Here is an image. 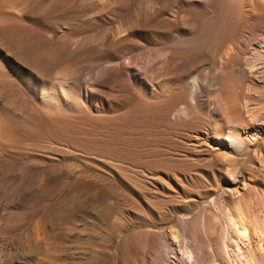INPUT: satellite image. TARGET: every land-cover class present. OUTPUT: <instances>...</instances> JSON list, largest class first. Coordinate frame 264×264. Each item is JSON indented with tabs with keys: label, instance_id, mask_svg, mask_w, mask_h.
Returning a JSON list of instances; mask_svg holds the SVG:
<instances>
[{
	"label": "rangeland",
	"instance_id": "obj_1",
	"mask_svg": "<svg viewBox=\"0 0 264 264\" xmlns=\"http://www.w3.org/2000/svg\"><path fill=\"white\" fill-rule=\"evenodd\" d=\"M17 1L6 17L16 20L21 13L15 23L32 27L33 45L55 46L58 59L48 69L55 74L66 65L80 103L42 106L27 92L22 107L13 102L19 105L13 115L25 112L31 118L18 128L23 124L12 116L15 128L2 139L6 145L0 141L6 149L0 158V264H189L191 249L200 264H222L217 254L223 241L237 237L225 231L228 215L244 212L248 231L264 230V135L224 149L211 133L231 102L239 111L231 123L242 115L232 124L235 129L254 132L252 123L260 125L264 118L263 83L237 65L243 47L257 37L252 23L264 19V0H243L224 16L214 0ZM19 6L29 7L19 12ZM183 16L189 28L179 21ZM74 48L78 51L69 54ZM118 59L128 70L114 69ZM15 63H9L15 83L19 75L27 81ZM192 81L196 101L185 103L176 91H187ZM194 128L209 132L204 141L188 138ZM257 241L250 237L246 246L264 264Z\"/></svg>",
	"mask_w": 264,
	"mask_h": 264
},
{
	"label": "bare ground",
	"instance_id": "obj_2",
	"mask_svg": "<svg viewBox=\"0 0 264 264\" xmlns=\"http://www.w3.org/2000/svg\"><path fill=\"white\" fill-rule=\"evenodd\" d=\"M17 1V0H16ZM37 1V0H36ZM56 1V0H55ZM176 1V0H175ZM174 1V2H175ZM192 2H194V0H191ZM205 1L206 0H204V4H205ZM215 1V5L217 6V9L219 8V10L218 11H216V12H219L220 13V11H222L221 12V16H224V13L223 12H227V11H231V10H237L238 8H241V6L240 5H242L241 4V2L243 1V0H214ZM255 1V3H256V0H254ZM253 1V2H254ZM18 2V1H17ZM53 2H54V0H53ZM64 2V1H63ZM170 2H171V0H170ZM169 2V3H170ZM248 2H251V1H248ZM14 3H15V0H0V137H3V138H0V141L2 140V139H6V138H8V136L10 135V133H12L11 132V129L13 128H15V126H14V122L15 121H13V117L12 116H16V117H18V120H21V123L23 124V126L22 125H20V126H18V128H21V127H24V125H25V121H28L29 120V117L31 118V116H28L29 115V113H27V116H26V114H22V113H25V112H22V113H15L16 115H13V113H14V110H13V106L14 107H16V106H19V105H15L16 103H14L13 104V102H17V101H19V102H21L22 104H21V107H22V105L24 104V102H25V100L27 99V97H26V92L27 93H29V95L37 102V103H39L40 105H42V106H56V108H57V106H63V105H67L68 103H70V102H72V105H73V103L74 104H79L80 103V97H79V95L77 94V92H74L73 91V89H72V85H71V83L69 82V78L67 79V77H66V72H65V68H66V65L65 66H61V67H58V69H56V71H54V73L55 74H53L51 71H50V69H48L49 68V66L50 65H52L54 62H55V60H57L58 58H57V52H56V48H55V46H35V45H33L34 43H33V38H32V35L30 34L31 32H30V30L32 31L33 29H32V27L30 28V26H26V25H21V24H17V23H15V21L17 20L18 21V19L19 18H21V13H18V14H20V15H18L17 13V15L19 16H17L16 18V20H14V16L11 18V19H13V20H11L9 17H6L7 16V14L9 13V9L10 8H12V7H15L14 6ZM20 3H22V1L20 2ZM62 3V2H61ZM187 3H188V1H187ZM29 4V3H28ZM27 4V5H28ZM60 4V3H59ZM69 5L71 4V3H68ZM167 4H168V1H167ZM249 4V3H248ZM252 4V3H251ZM25 5V4H24ZM56 5V4H55ZM58 5V4H57ZM164 4H162V6H163ZM188 5V4H187ZM195 5V4H194ZM213 5V4H212ZM214 5V6H215ZM68 6V5H67ZM161 6V7H162ZM202 6V5H201ZM23 7V6H22ZM28 7L29 6H27V9H28ZM158 7H160V6H158ZM157 7V8H158ZM9 8V9H8ZM20 8H21V6H19V12H20ZM166 8V7H165ZM194 8V7H193ZM193 8H191L192 10H193ZM206 8V7H205ZM204 8V9H205ZM249 8V7H248ZM22 9V11H24V9L23 8H21ZM27 9H25V11H27ZM251 9V8H250ZM13 10V9H12ZM164 10V9H163ZM201 10V9H200ZM203 10V9H202ZM207 9H205V11H206ZM215 10H216V7H215ZM248 9H246V11H247ZM16 12L18 11V10H15ZM21 11V12H22ZM158 11H160V9H158ZM157 11V12H158ZM199 11V10H198ZM205 11H200V13L199 12H197L198 14H203V12H205ZM214 11V10H213ZM243 11H245V9L243 10ZM245 11V12H246ZM190 12V11H189ZM191 12H194V11H191ZM215 12V11H214ZM236 12V11H235ZM257 12V11H256ZM14 12H12V14H13ZM25 13H27V12H25ZM217 14L218 15V18L217 19H219V17H220V14ZM240 13V12H239ZM15 14V13H14ZM13 14V15H14ZM159 14V13H158ZM173 14V13H172ZM196 14V13H195ZM206 14V13H205ZM205 14H203V15H205ZM223 14V15H222ZM241 14V13H240ZM243 14V13H242ZM5 15V16H4ZM23 15V14H22ZM28 15V14H27ZM26 15V16H27ZM200 15V16H201ZM234 15H235V13H234ZM239 15V14H238ZM250 15V14H249ZM11 16V15H10ZM191 16V15H190ZM199 16V17H200ZM213 17H214V15H212ZM244 16V15H243ZM169 17V16H168ZM167 17V18H168ZM174 17V16H173ZM185 16H183V17H180V18H178L179 19V21L183 24V22H184V20H186V17L184 18ZM226 17V16H225ZM242 17V15L240 16V18ZM260 17V16H259ZM259 17H255L254 19H253V23H252V30H253V32H255L256 33V39L254 38L253 40H251V41H249L248 42V44H246L244 47H243V49L241 50V53H240V56L237 58V65H240L239 67H241L242 68V70L244 71V70H246V73H247V75L249 76V78L250 79H252L253 81H255V82H260V83H263V85H264V19H262V18H259ZM26 18V17H25ZM31 18V17H30ZM34 18V17H33ZM166 18V19H167ZM187 18H190L188 15H187ZM201 18H204L203 16L201 17ZM215 18V17H214ZM228 18V17H227ZM244 18V17H243ZM9 19L11 20V21H13V22H11V21H9ZM32 19V18H31ZM35 19V18H34ZM177 18H173L172 19V21L173 20H176ZM197 19H198V15H197ZM200 19V18H199ZM216 19V18H215ZM216 19V20H217ZM245 19V18H244ZM20 20V19H19ZM25 20V19H24ZM24 20H23V22H24ZM28 20V19H27ZM30 20V19H29ZM54 21V24H55V22H57V21H55V18L53 19ZM221 20H223V19H221ZM238 20V19H237ZM16 21V22H17ZM32 21V20H31ZM37 21V20H36ZM168 21V20H167ZM21 22H22V20H21ZM29 22V21H28ZM27 22V23H28ZM51 22V21H50ZM50 22H48V24L50 23ZM171 22V21H170ZM218 22H219V20H218ZM221 22V21H220ZM24 23H26V22H24ZM35 23V22H34ZM59 23L60 24H62L60 21H59ZM186 23H188L187 21H186ZM217 23V22H216ZM224 23V22H223ZM227 23V22H226ZM29 24V23H28ZM38 24V23H37ZM47 24V25H48ZM52 24V23H51ZM57 24H58V22H57ZM60 24L59 25H57V26H60ZM193 24H195V23H193ZM218 24V23H217ZM183 25H185V24H183ZM187 25V24H186ZM185 25V26H186ZM221 25V24H220ZM53 26V25H52ZM56 26V25H55ZM192 26V25H191ZM190 26V27H191ZM187 27V26H186ZM53 28V27H52ZM68 28V27H67ZM187 28H189V27H187ZM222 28V27H221ZM35 29V28H34ZM54 29H55V27H54ZM58 29V28H57ZM56 29V30H57ZM189 30H191V28L189 29ZM55 31V30H54ZM59 31V30H58ZM57 31V32H58ZM32 33H33V31H32ZM66 34V33H65ZM254 36V35H253ZM252 36V37H253ZM41 45V44H40ZM59 47V46H58ZM69 47V46H68ZM76 47H78V46H76ZM75 47V48H76ZM85 46H83L82 48H84ZM70 48H72V47H70ZM75 48H74V50H75ZM81 48V47H80ZM58 49V48H57ZM81 50V49H80ZM76 51H78V49L77 50H75V51H71V52H69V50H68V52H69V54H71L72 52H76ZM59 55V54H58ZM237 55V54H236ZM67 56H69L68 54H67ZM66 56V57H67ZM120 56H122V55H120ZM230 56V55H229ZM57 58V59H56ZM59 58H60V56H59ZM116 58H120L119 56H117ZM228 58V57H227ZM19 59V60H18ZM122 59H123V57H122ZM117 60V62L115 63V65H114V69H116V71L117 70H121L122 72L124 71V70H128V64L127 63H125V62H123V60ZM235 60H236V57L234 58ZM233 59V60H234ZM180 60H181V58L179 59V62H180ZM183 60V59H182ZM12 61H15L16 63V68H17V70L20 72V73H22L23 75H25L26 76V78H27V81H25L24 79H22L21 77H19V76H21V75H19L18 77H16L17 78V80H18V83H15V81H14V78H13V76H11V72L9 71V63L10 62H12ZM21 61H22V63H21ZM61 61V60H60ZM59 61V62H60ZM65 61V60H64ZM62 62V61H61ZM184 62V61H183ZM69 63V62H68ZM128 63H132L131 61L130 62H128ZM27 65L26 67L24 66V65ZM64 64H65V62H64ZM74 64V63H73ZM177 64V63H176ZM11 65H13V64H11ZM132 66H133V68H134V65L133 64H131ZM228 65V64H227ZM57 66H60V65H57ZM56 66V67H57ZM67 66H69L68 64H67ZM74 66V65H73ZM13 67V66H12ZM71 67V66H70ZM11 68V67H10ZM69 68V67H68ZM54 69V68H53ZM53 69H51V70H53ZM65 69V70H64ZM185 69V68H184ZM236 69H239V68H236ZM48 70L52 73V74H50V73H48ZM106 70H107V68H106V66H104V67H102L100 70H99V77L100 76H102L103 77V74L106 72ZM129 70H130V68H129ZM65 72V73H64ZM179 72H180V70H179ZM183 74H184V72H185V70H183V71H181ZM120 73V72H119ZM125 73V72H124ZM130 73V72H129ZM182 73H179V74H182ZM188 73V72H187ZM242 73H244V72H242ZM182 74V75H183ZM181 75V76H182ZM185 75V74H184ZM183 75V76H184ZM121 76H122V74H121ZM180 76V75H179ZM183 76L181 77V78H183ZM69 77V76H68ZM101 77V78H102ZM123 77V76H122ZM25 78V79H26ZM123 78H125V76L123 77ZM126 78H128L127 76H126ZM180 78V77H179ZM187 78V77H186ZM185 79V78H184ZM249 79V80H250ZM124 81L126 80V79H123ZM128 80V79H127ZM126 80V81H127ZM194 80V79H193ZM252 80H250V81H252ZM252 81V82H253ZM197 82H198V80H197ZM197 82L196 81H192L191 82V84H190V87H189V89L187 90V91H185V92H181L182 94H180V95H178V93H180V92H177L176 91V93H177V97L179 96H181L182 98H184L183 100H185V103L186 102H192L193 100H195L194 99V97H195V95H196V89H197ZM254 82V83H255ZM88 84H90V85H92L91 83H89V80H88ZM185 84V83H184ZM183 84V85H184ZM17 86V87H16ZM186 86H187V83H186ZM16 88V90L15 91H17V92H15L14 90H13V88ZM75 87V86H74ZM182 87V86H181ZM180 87V88H181ZM182 88H184V87H182ZM75 89H76V87H75ZM187 89V88H186ZM91 90V89H90ZM180 90V89H179ZM178 90V91H179ZM91 91H93V90H91ZM91 91L89 92V93H91ZM181 91V90H180ZM199 92V91H198ZM161 94V93H160ZM163 94H165V93H163ZM166 95V94H165ZM84 96V95H83ZM173 96H175L174 94H173ZM173 96L171 97V98H173ZM166 97V96H165ZM168 97V96H167ZM167 97H166V99H167ZM176 97V98H177ZM178 97V98H179ZM162 98V97H161ZM169 98V97H168ZM176 98L174 97L173 99L176 101ZM177 98V99H178ZM196 98H198V96L196 97ZM163 99V98H162ZM166 99H165V101H166ZM168 100V99H167ZM233 100V99H232ZM231 100V101H232ZM237 100V99H236ZM235 100V101H236ZM28 101V100H27ZM174 101V102H175ZM196 101V100H195ZM198 101V100H197ZM18 102V103H19ZM31 102V101H30ZM82 102V101H81ZM137 102V101H136ZM160 102V101H159ZM162 102V104H163V102L164 101H161ZM168 102H171V101H168ZM167 102V104H169ZM174 102H171V104L172 103H174ZM178 102V101H177ZM17 103V104H18ZM32 103V102H31ZM34 103V102H33ZM37 103H35V105H37ZM135 103V102H134ZM38 104V105H39ZM138 102H137V106H138ZM159 105L161 104V103H158ZM167 104H165V105H167ZM187 104H189L190 105V103H187ZM26 105V104H25ZM33 105V104H32ZM37 105V106H38ZM69 105V104H68ZM75 105V106H76ZM173 105V104H172ZM171 105V106H172ZM242 105V104H241ZM61 106V107H62ZM78 106V105H77ZM161 106H163L164 108H167V107H165L164 105H161ZM168 106V105H167ZM195 106H196V104H195ZM222 106H224V105H222ZM221 105H218V109H220V107H222ZM24 107V106H23ZM68 107V106H67ZM134 107H135V105H134ZM162 107V109L161 110H164V108ZM170 107V106H169ZM190 107H192L191 105H190ZM238 106L236 105L235 106V104H234V102H231V103H229V104H227L226 106H225V110H223L221 113V115H220V119H219V121H218V124L217 125H215L214 126V128H213V130H212V136H213V138H216V140H219L218 141V145H220L222 148H224V149H229V148H232V149H237V148H240V147H243L245 144H247L248 142V144H250V141L252 140V139H255V138H257V137H259V136H262V135H264V118H263V120L261 121V124L260 125H254L253 123H252V125H253V127H252V125L250 126V127H252V128H254L255 129V131L253 132V131H251L250 129H245V128H242V129H235V127H234V125H232L237 119V117L239 116L240 118L242 117V115H241V113H240V115H237V117L233 120L234 122H232L231 123V121H232V118H233V116L235 115V114H237L239 111H237L238 110V108H237ZM18 108V107H17ZM16 108V109H17ZM33 108H34V106H33ZM40 107H37L36 109H39ZM137 108H139V107H137ZM137 108L135 107V109L133 108V106H132V108H130V110L131 109H134V115L133 116H137V115H135V112H137L138 110H137ZM173 108V107H172ZM193 108V107H192ZM241 108V107H240ZM157 109V108H156ZM158 109H160V108H158ZM174 109V108H173ZM222 109H223V107H222ZM243 109V108H242ZM248 109V108H247ZM17 110H20V108L19 109H17ZM40 110V109H39ZM38 110V111H39ZM43 110H44V108H43ZM43 110L41 111V113H43ZM137 110V111H136ZM161 110H157V111H160L161 112ZM246 110V109H245ZM37 111V110H36ZM47 111V110H46ZM133 111V110H132ZM168 111V110H167ZM171 111H173V110H171ZM219 111V110H218ZM21 112V111H20ZM40 112V111H39ZM77 112H79V111H77ZM165 112V111H164ZM170 112V111H169ZM177 112V111H176ZM176 112H174V113H176ZM181 112V111H180ZM242 112V111H241ZM33 113V112H32ZM44 113H45V110H44ZM47 113H48V111H47ZM128 113V112H127ZM166 113H168V112H165V114ZM53 114V113H52ZM58 114V113H57ZM56 114V115H57ZM79 114H80V112H79ZM159 114V113H158ZM163 115H164V113H162ZM170 114V113H169ZM178 114V113H177ZM48 115V121H46L47 123L48 122H50L51 120H49V114H47ZM47 115H45L44 117H46ZM163 115H162V117H163ZM166 115H168V114H166ZM176 115V114H175ZM179 115H182L183 116V114L181 113V114H179ZM34 116H36V114L34 115ZM57 116H59V114L57 115ZM56 116V118H59V117H57ZM132 115H131V117L132 118H134ZM159 116V115H158ZM161 116V115H160ZM165 116V115H164ZM173 116V115H172ZM181 116V117H182ZM33 117V116H32ZM42 117V116H41ZM76 117V116H75ZM167 117H169V115L167 116ZM166 117V118H167ZM175 117V116H174ZM173 117V118H174ZM184 117V116H183ZM194 117V116H193ZM35 118V117H34ZM33 118V119H34ZM43 118V117H42ZM52 118H53V116H52ZM164 118V117H163ZM171 118V117H170ZM16 119V118H15ZM14 119V120H15ZM36 119V118H35ZM47 119V118H46ZM59 119H61V116H60V118ZM79 119H81V115H80V118ZM136 119V118H135ZM134 119V121H135V123H136V120ZM137 119H138V117H137ZM160 118H158V120H159ZM162 119V118H161ZM165 119V118H164ZM182 119V118H181ZM239 119V118H238ZM17 120V119H16ZM131 120H133V119H131ZM163 120V119H162ZM167 120V119H166ZM171 120L173 121V119H170V122L168 121V123H171ZM190 120V119H189ZM249 120V119H248ZM45 121V120H44ZM54 121V120H53ZM53 121H52V123H53ZM164 121V120H163ZM180 121V120H179ZM252 121V120H251ZM18 122H20V121H18ZM17 122V123H18ZM24 122V123H23ZM43 122V121H42ZM45 122V123H46ZM158 122V121H157ZM166 122V121H165ZM164 122V124H166V125H164V126H166L167 127V123H165ZM184 123L186 122L185 120L183 121ZM255 122V121H254ZM20 123V124H21ZM31 124H32V122H30ZM52 123H50V124H52ZM56 123V122H55ZM54 123V124H55ZM133 123V122H132ZM131 123V124H132ZM173 123H175V122H173ZM180 123V122H179ZM190 123V122H189ZM237 123V122H236ZM27 124V123H26ZM123 124V123H122ZM134 124V123H133ZM161 124V123H160ZM177 124V123H176ZM13 125V126H12ZM17 125H19V124H17ZM33 125V124H32ZM47 125V124H46ZM135 125V124H134ZM162 125V124H161ZM162 125V126H163ZM183 125V124H182ZM48 126H49V124H48ZM52 126H54L55 127V125H52ZM51 126V127H52ZM170 126V125H169ZM172 126H174V125H172ZM25 127H26V125H25ZM68 127V126H67ZM136 129H137V124H136ZM209 127H211V126H209ZM50 127H48V129H49ZM60 127H58V129H59ZM66 128V127H65ZM119 128H121V127H119ZM23 129V128H22ZM61 129V128H60ZM67 129H70V128H67ZM129 129V128H128ZM131 129H133V128H131ZM135 129V130H136ZM211 129V128H210ZM49 130H52L51 128L49 129ZM66 130V129H65ZM194 130H195V128H194ZM56 131V130H55ZM67 131V130H66ZM69 131L71 132V129L70 130H68V133H69ZM117 131H120L119 129H117ZM16 132V131H15ZM52 132H53V130H52ZM56 132H59V131H56ZM89 132V131H88ZM138 132V131H137ZM60 133V132H59ZM72 133V132H71ZM75 133V132H74ZM132 133V132H131ZM134 133V132H133ZM193 133L194 134H192V135H190L188 138H191L192 140H194V141H196V142H199V141H204V139L206 138V134H208L209 132H207L206 131V129H205V133H200V131H193ZM15 134V133H14ZM135 135H136V133H134ZM138 134V133H137ZM106 135V134H105ZM74 137L76 138L77 136L76 135H74ZM88 138H89V136H87ZM12 138H13V136H12ZM4 139V140H5ZM264 139V138H263ZM6 141H7V139H6ZM5 141V142H6ZM262 141H264V140H262ZM5 142L2 140L1 141V143H4L5 144ZM1 143H0V145H1ZM7 143V142H6ZM3 144V145H4ZM10 144V143H9ZM8 144V145H9ZM106 144V143H105ZM6 145V144H5ZM11 145V144H10ZM2 146V145H1ZM4 147V146H3ZM2 147V148H3ZM6 147V146H5ZM9 147V146H8ZM1 147H0V158H2L3 156H5V154H6V149H2ZM7 148V147H6ZM9 150H10V148H8ZM12 151V150H11ZM261 153V152H260ZM7 155H8V152H7ZM16 155V154H15ZM18 155V154H17ZM30 156V155H29ZM129 156V155H128ZM131 156V155H130ZM5 158H9V157H5ZM11 158V157H10ZM118 158L119 157H117V158H115V160L117 159L118 160ZM133 159V158H132ZM12 160V159H11ZM119 160H120V158H119ZM118 160V161H119ZM122 160V159H121ZM120 160V161H121ZM136 160H138L137 158H136ZM1 161V160H0ZM102 161H104V160H102ZM119 161V162H120ZM123 161V160H122ZM122 161L120 162V163H122ZM176 161V160H175ZM7 162V160H5V163ZM111 162H114V164L115 165H117L116 163H118V162H116L115 163V161H111ZM132 162V161H131ZM131 162H129V163H131ZM135 162V161H134ZM134 162H132L133 164H134ZM182 162H186V161H182ZM181 162V163H182ZM104 163H108V162H105L104 161ZM109 163H110V161H109ZM136 164H138L137 162H135ZM110 164H113V163H110ZM110 164H108V165H110ZM113 164V165H114ZM119 164V163H118ZM135 164V166H140V164L139 165H136ZM162 163H160V165H161ZM163 164H164V162H163ZM162 164V165H163ZM173 164V163H172ZM171 163L169 164L170 166L172 165ZM178 164V163H177ZM180 164V163H179ZM204 164H207V163H204ZM204 164H203V166H204ZM210 164V163H209ZM213 164V163H212ZM114 165V166H115ZM120 165V164H119ZM164 165H166L167 166V164L165 163ZM176 164L174 163V166H175ZM181 165H186V163H182ZM188 165H189V163H188ZM188 165H186V166H188ZM198 165H200V164H198ZM208 165V164H207ZM207 165H205L206 167H207ZM5 166V165H4ZM105 166V165H104ZM130 166H131V164H130ZM129 166V167H130ZM166 166H164V167H166ZM197 166V165H196ZM202 166V165H201ZM214 166V165H213ZM1 167V166H0ZM2 167H3V165H2ZM110 167V166H109ZM113 167V166H112ZM117 167H119V166H117ZM117 167H113V169H116ZM127 168H128V166H126ZM169 167V166H168ZM180 167V166H179ZM198 167V166H197ZM196 167V168H197ZM209 167V166H208ZM6 168H7V165H6ZM8 168H10V167H8ZM105 168V167H104ZM126 168V169H127ZM131 168H133V167H131ZM170 168V167H169ZM171 168H173L172 166H171ZM187 168V167H186ZM202 168V167H201ZM210 168H212L213 169V167L211 166V164H210ZM10 169H12V168H10ZM9 169V170H10ZM118 169V168H117ZM124 169V168H123ZM129 169L130 168H128V171H129ZM167 169V168H166ZM183 169V168H182ZM188 169H189V167H188ZM204 169H205V167H204ZM67 170V169H66ZM99 170V169H98ZM105 170H107V169H105ZM119 170V169H118ZM118 170H117V173H118ZM131 170H133L134 171V169H131ZM162 170V169H161ZM161 170H159V171H161ZM176 170V169H175ZM1 171V170H0ZM22 171V170H21ZM47 171V170H46ZM51 171H54V172H52V174L53 173H56V170H50V171H47V172H49V173H51ZM102 171V170H101ZM109 171V170H108ZM156 171V170H155ZM162 171H164V170H162ZM180 171V170H179ZM6 172H7V169H6ZM10 172H11V170H10ZM46 172V173H47ZM58 172V171H57ZM165 172H167V171H165ZM3 173H4V170H2V175H3ZM21 173V172H20ZM63 173V172H62ZM111 173V172H110ZM126 173H127V170H126ZM126 173H124L123 175H125ZM168 173H170V172H168ZM167 173V174H168ZM187 173H188V171H187ZM57 174V173H56ZM108 174V173H107ZM113 174V173H112ZM157 174V173H156ZM171 174V173H170ZM184 174V173H183ZM1 175V174H0ZM185 175V174H184ZM235 175V174H234ZM160 176V175H159ZM239 176V175H238ZM24 177V176H23ZM168 177V176H167ZM173 177V176H172ZM162 178V177H161ZM174 178V180H175V176L173 177ZM233 178H234V176H233ZM235 180V179H234ZM162 181H163V179H162ZM165 181V180H164ZM176 181H179V180H177L176 179ZM167 183V182H166ZM245 184V183H244ZM247 185V184H246ZM248 186V185H247ZM243 192H246V191H243ZM240 195V194H239ZM240 198V197H239ZM241 198H243V197H241ZM79 205V204H78ZM247 205V204H246ZM245 205V206H246ZM249 206V205H248ZM83 207V206H82ZM236 208V207H235ZM248 208V207H247ZM237 210V209H236ZM242 210V209H241ZM244 211V210H243ZM242 213H244V212H241V213H237L236 212V214H234V215H228L227 216V218H226V225H225V231H227V232H229V231H232V234H236V236L238 237V235L240 236L238 239H237V237H234V238H231V239H228V240H224L223 241V244L221 245L222 246V249H221V251L219 252V254H217V256H218V258L221 260V262H222V264H258V262H257V257H256V251L253 249V248H248L246 245L248 244V239H250V237H257L258 238V241H257V250H259L260 252H262V250H263V248H264V246H263V244H264V230H258V231H254V230H251V231H248L247 229H246V219H245V217H246V215H245V217L243 216V214ZM248 218V217H247ZM44 220V219H43ZM257 223V222H256ZM111 224H113V223H111ZM46 225V224H45ZM252 225V224H251ZM39 226V225H38ZM56 228V227H55ZM39 229V228H38ZM255 229V228H254ZM37 230V229H36ZM40 230V229H39ZM38 232V231H37ZM231 233V232H230ZM37 234V233H36ZM238 234V235H237ZM229 235V234H228ZM40 236V235H39ZM227 236V235H226ZM39 241H40V239H39ZM177 241V240H176ZM41 242V241H40ZM178 243V242H177ZM180 243V242H179ZM178 243V244H179ZM247 243V244H246ZM191 246V245H190ZM37 247V246H36ZM35 247V248H36ZM179 249V248H178ZM186 249V248H185ZM57 250V249H56ZM174 252V251H173ZM176 253V252H175ZM197 252H194V251H192V249L190 250V251H188V257L190 258L189 260H190V262H189V264H200L199 263V257H198V255L196 254ZM186 254V253H185ZM177 258V257H176ZM51 261V260H50ZM181 261V260H180ZM52 263V262H51ZM187 262H178L177 261V263L176 264H186ZM175 264V263H174ZM208 264H214L213 262H209ZM217 264V263H216Z\"/></svg>",
	"mask_w": 264,
	"mask_h": 264
}]
</instances>
